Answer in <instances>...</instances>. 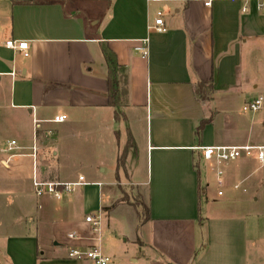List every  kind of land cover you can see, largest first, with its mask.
<instances>
[{
  "label": "crops",
  "instance_id": "0c3cea01",
  "mask_svg": "<svg viewBox=\"0 0 264 264\" xmlns=\"http://www.w3.org/2000/svg\"><path fill=\"white\" fill-rule=\"evenodd\" d=\"M259 3L0 0V264H92L69 253L93 248L115 264H264V164L200 151L264 145V106L243 110L264 97ZM34 177L84 184L58 200Z\"/></svg>",
  "mask_w": 264,
  "mask_h": 264
},
{
  "label": "built area",
  "instance_id": "2783aa9c",
  "mask_svg": "<svg viewBox=\"0 0 264 264\" xmlns=\"http://www.w3.org/2000/svg\"><path fill=\"white\" fill-rule=\"evenodd\" d=\"M211 2L207 3V6H209ZM259 10H264V4L259 3L258 4ZM151 29L157 31V32H165V23L163 20L162 13L158 14V18L155 20L154 26L150 27ZM146 43L143 44L142 47L138 48V50L144 55L147 56V48ZM6 46L12 50H18L21 52H25L28 50V42L25 41H14L10 40L6 43ZM25 56H28L27 53H25ZM264 106V97H258L251 102L247 103L243 110L244 112L249 113H256L262 110ZM67 120L66 115H60L56 116L53 120H51L52 123L55 124H61L64 123ZM35 133L39 131L41 122L35 121ZM15 149H18L17 143L12 142L11 146L9 148V151H13ZM33 154L30 156L36 158V147H33ZM200 151L202 152V158L207 162H218V163H227V162H234L238 161L242 158H250L255 157L256 160L264 164V145H254V144H248L244 146H215V147H202L200 148ZM222 173H219V176H221ZM217 183L219 185L223 184V180L219 178L217 180ZM84 184V178H79V182H62L59 180H41L37 177H34L33 179V187L35 190V194L38 197H44V196H51L58 200L62 199L63 197L73 193L76 188L83 186ZM223 193L220 192L219 195H222ZM86 222L92 223L95 227L99 226V221L93 218V216H89L86 218ZM72 237V236H71ZM69 257L71 259H76L78 261H90L92 264H115L114 259L105 255L99 248H93L87 251L79 250V249H73L69 253Z\"/></svg>",
  "mask_w": 264,
  "mask_h": 264
},
{
  "label": "trees",
  "instance_id": "16d2710c",
  "mask_svg": "<svg viewBox=\"0 0 264 264\" xmlns=\"http://www.w3.org/2000/svg\"><path fill=\"white\" fill-rule=\"evenodd\" d=\"M105 55H106V58H107V62L109 63L110 65V68H111V71L112 73L114 74L117 70V62H116V59L113 57V55L111 53H109L108 51L105 50ZM117 83V82H116ZM124 95V92L121 94L117 89H113L111 94H110V103L112 106L114 107H118L120 106V104H122L121 102V98L122 96ZM207 122L206 121H203L196 129V136L198 138L201 137V133H202V130H203V127L205 126ZM133 147V143L131 141V139H129V142H128V145L126 147V149L124 150L123 152V155L121 156V159H120V164L123 165L124 163V159H125V156H126V151ZM145 215H146V218H148V210L145 209Z\"/></svg>",
  "mask_w": 264,
  "mask_h": 264
},
{
  "label": "rangeland",
  "instance_id": "374dc122",
  "mask_svg": "<svg viewBox=\"0 0 264 264\" xmlns=\"http://www.w3.org/2000/svg\"><path fill=\"white\" fill-rule=\"evenodd\" d=\"M203 162V161H202ZM6 189L4 188V186H2V189L1 191H5ZM2 197H0V212H1V216L3 217V215L5 214V212L9 209L7 206H10L9 204V201L7 200V198H3L1 199ZM11 199V198H9ZM3 203V204H2ZM264 256V255H263ZM111 257V256H110Z\"/></svg>",
  "mask_w": 264,
  "mask_h": 264
}]
</instances>
